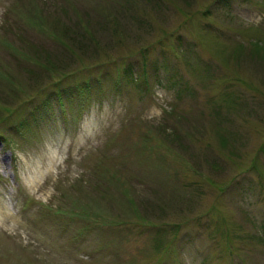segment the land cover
<instances>
[{
  "label": "rangeland",
  "instance_id": "1",
  "mask_svg": "<svg viewBox=\"0 0 264 264\" xmlns=\"http://www.w3.org/2000/svg\"><path fill=\"white\" fill-rule=\"evenodd\" d=\"M260 38L264 0H0V264H264Z\"/></svg>",
  "mask_w": 264,
  "mask_h": 264
},
{
  "label": "trees",
  "instance_id": "2",
  "mask_svg": "<svg viewBox=\"0 0 264 264\" xmlns=\"http://www.w3.org/2000/svg\"><path fill=\"white\" fill-rule=\"evenodd\" d=\"M35 18H36V20L35 19L34 20L37 22V24L42 22L40 20L45 19L43 16L40 15V13L37 12V10H36V17ZM54 21H56V20H54ZM56 23L60 24V22H58V21H56ZM75 26H78V24L76 23ZM75 32L79 33L76 30H72L70 27L66 28V29L64 28L62 30V33H65L66 36L69 37V41L64 42V44L62 43V45H64L65 48L63 49L62 54L60 55L61 58L57 57V58L53 59V58H50L51 57L50 55L47 58L46 57L44 58V60L52 59V60H48V61H44V62H48V64H46L48 66L47 70L54 71V72L52 74L44 77V78L38 79L35 82V85H37L38 83L42 84V85L39 84V86H37L35 89H40L41 93H45L44 96L46 98L43 101H49L50 96L52 95L50 93H47L46 89L50 86L51 83L49 85H47V84L49 82H52L53 77H57V80L61 81L67 77L73 76L74 74H78L79 72L86 71L88 69L87 66H85V65L78 66V68L74 69L79 62L78 63L74 62V63H70V64H69V62H66L68 60H76L75 59L76 55L80 56L78 53H76V50L83 51L85 48H87V50L90 51L93 48V49H96V51H98L97 48L95 47V45H93L94 42L92 41V39L78 38V36ZM86 41H92V42H86ZM263 42H264V39H261V38H260V40L258 39V41H256L257 45H256V48L254 49L255 50L254 52L257 55H264V43ZM91 44H92V46L89 47ZM68 45H70L72 48L69 49ZM72 49L75 50V52ZM90 52L92 54L94 53L93 51H90ZM106 58H110V57H106ZM139 61H141V60H139ZM101 63H104L105 67H108L109 69H111V71H114L116 69V62H115L114 58L111 59L109 64H106L107 63L106 61H102ZM98 65L101 66L100 64H98ZM135 66H138V65H136L134 62L132 65L129 64L126 67V69L123 70L122 77H123V79H125L124 82H126V77L128 78V80L131 79L132 83L138 82V81H135V79H134L135 71L137 69ZM117 70H119V69L117 68ZM56 74H58V75H56ZM55 83H52L51 86H53ZM67 89L68 88L65 86L58 91L56 90L55 93H57V92H59L58 94L65 93V92H67ZM225 143H226L225 139H222L221 140L222 146L225 145ZM166 148H168L167 145H166ZM219 160H220L219 158H213L212 160L209 161L210 168L212 169V171H215V172L222 171V169H223L222 166L218 164L221 162ZM132 204H134V203H132ZM134 208H136V206H134ZM132 210H134V209H132Z\"/></svg>",
  "mask_w": 264,
  "mask_h": 264
}]
</instances>
